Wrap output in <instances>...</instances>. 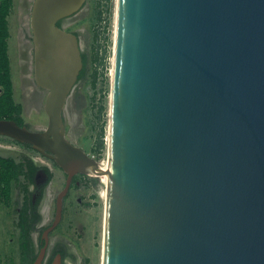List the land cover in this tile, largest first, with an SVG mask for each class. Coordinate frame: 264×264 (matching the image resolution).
<instances>
[{"label": "water", "instance_id": "obj_1", "mask_svg": "<svg viewBox=\"0 0 264 264\" xmlns=\"http://www.w3.org/2000/svg\"><path fill=\"white\" fill-rule=\"evenodd\" d=\"M84 1L33 3L46 127L0 118L65 171L58 215L74 175L98 165L62 123L82 58L57 22ZM54 28L79 63L59 90L63 60L42 64ZM107 161L102 264H264V0H116Z\"/></svg>", "mask_w": 264, "mask_h": 264}, {"label": "rangeland", "instance_id": "obj_2", "mask_svg": "<svg viewBox=\"0 0 264 264\" xmlns=\"http://www.w3.org/2000/svg\"><path fill=\"white\" fill-rule=\"evenodd\" d=\"M33 3L34 0H11L7 51L14 99L21 104L20 116L26 126L43 129L48 121L44 109L47 90L37 85L32 76ZM115 5L116 0H85L78 11L60 19L59 24L77 36L81 58L83 54L87 58L82 77L79 74L83 63L68 95L62 114L63 130L69 140L82 147L98 164L107 160ZM95 9H100L101 16ZM17 141L0 134V152L26 154L38 167L33 183H26L24 174L20 173L18 180L12 182L9 203H0L2 264H29L35 255L34 264L43 249L40 264H46L53 248L66 250L62 263L66 260L73 264H102L106 188L102 178L86 172L75 174V185L64 197L62 212L58 215L55 199L65 183V171L55 160ZM45 168L52 173L51 178ZM35 214L40 220L27 235L33 242V251L27 258L23 253L22 223L28 228ZM41 239L43 245H40Z\"/></svg>", "mask_w": 264, "mask_h": 264}, {"label": "trees", "instance_id": "obj_3", "mask_svg": "<svg viewBox=\"0 0 264 264\" xmlns=\"http://www.w3.org/2000/svg\"><path fill=\"white\" fill-rule=\"evenodd\" d=\"M11 7V0H0V118H9L14 119L18 124L25 125L23 118L20 116L21 104L17 103L13 95V81L11 77L10 61L8 56V43L7 38L9 36V27H8V14ZM95 12H98V16H101L100 9H95ZM58 21V25L60 24ZM87 62L86 55H82L83 68L79 74V77H82L84 68ZM31 150H36L29 143L17 141ZM19 157V160L16 159ZM56 165V164H55ZM37 165L32 161V159L26 154H2L0 152V203L8 204L12 191V182L13 180H18L19 174L23 173L26 183L34 182V175L37 170ZM48 173V177H52V173L45 168ZM77 176L74 175L72 185H75ZM40 220V216L35 214L29 220L28 228L24 227L22 223V229L24 241V256L28 258L29 252L33 251V242L30 237H27L29 232L35 228V225ZM43 239L40 240V245H43ZM60 253L62 258L66 256V250L64 248H53L51 255L47 259L46 264H51L53 257ZM35 259V255L31 256L29 264H32V261ZM0 264L2 262L0 261Z\"/></svg>", "mask_w": 264, "mask_h": 264}, {"label": "bare ground", "instance_id": "obj_4", "mask_svg": "<svg viewBox=\"0 0 264 264\" xmlns=\"http://www.w3.org/2000/svg\"><path fill=\"white\" fill-rule=\"evenodd\" d=\"M61 32L62 31L58 30L57 28H54V38L56 41V46H53L51 48L52 57H51V59H49L50 62H48L47 64H44L42 62V64L46 68L49 69L52 65H54V63L57 59L60 58L63 60V65H64L63 73H64V75L61 78V80H59V82L57 84L58 90L61 88V86H63L66 79H69L70 76H72L71 81L72 82L74 81V77L76 75L78 65H79L77 56L75 55L76 57L74 59L70 53L71 52L70 50L72 47L70 38L64 37ZM77 46L79 49L80 44L77 43ZM33 78H34V81L37 85L40 86V85L45 84V81H42L39 77H35L34 74H33ZM73 83H72V86H73ZM71 89H70V91H71ZM54 100L55 99L52 100V105L54 104ZM107 137H108V133H107ZM107 170H108V161L106 160L105 163H99L96 166V168H94V167L88 168L87 173L100 176L106 185V183H107ZM105 194H106V188H105ZM66 263L67 264H73L72 262H68V261ZM56 264H58V262H56Z\"/></svg>", "mask_w": 264, "mask_h": 264}, {"label": "flooded vegetation", "instance_id": "obj_5", "mask_svg": "<svg viewBox=\"0 0 264 264\" xmlns=\"http://www.w3.org/2000/svg\"><path fill=\"white\" fill-rule=\"evenodd\" d=\"M33 76V75H32ZM43 161V160H42ZM46 162V161H45ZM48 163V162H47ZM46 211V210H45Z\"/></svg>", "mask_w": 264, "mask_h": 264}]
</instances>
